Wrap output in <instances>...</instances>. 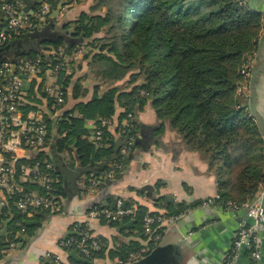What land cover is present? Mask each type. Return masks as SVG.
<instances>
[{
	"label": "trees",
	"instance_id": "1",
	"mask_svg": "<svg viewBox=\"0 0 264 264\" xmlns=\"http://www.w3.org/2000/svg\"><path fill=\"white\" fill-rule=\"evenodd\" d=\"M48 1L52 9L43 20L34 15L36 5L21 29L7 32L0 45V63L20 60L18 65L21 60H38L36 76L42 78L46 67L64 63L62 49L75 52L94 42L99 45L104 38L98 51L81 54L87 62L84 74L77 75L71 68L62 70L58 85L63 101L55 106L56 116H49L54 110L52 96L38 89L46 102L43 117L48 139L54 140L51 144L57 152L74 151L80 166L89 168L86 186L91 173L113 169L116 175L127 162L132 150L125 156L120 153L126 139L124 130L129 129L134 135V148L146 150L162 131L163 123L168 122L183 136L188 148L204 156L222 199L238 204L252 199L264 178V136L236 88L241 65L261 44V12L251 10L246 0H100L90 10L95 11L102 2V13L82 11L75 19L59 21L51 16L59 0ZM103 26L107 36L94 35ZM243 53L246 54L242 58ZM125 76V84H116ZM81 79L97 81L107 88L99 93V85L95 84L90 98L78 101L86 93ZM146 103L161 120L157 128L142 123L135 115ZM116 105L122 111L112 130L108 125L102 126L101 119H110ZM20 108L36 110L29 103ZM75 110L77 115L73 114ZM90 118L101 129L99 143L87 137L84 122ZM124 119L126 125L122 124ZM26 161L17 160L15 167ZM53 175L55 195L64 196L66 189L55 170ZM24 185L39 189L28 182ZM15 199V194L8 195L7 203L0 209V220L8 218L13 223L7 239H0V249L16 240L21 228L30 231V226L24 224L27 216L15 207ZM187 207L175 205L166 212L179 213ZM44 211L33 210L32 218ZM143 213L144 208L138 205L134 217L123 218L135 220L137 234L143 233ZM100 238L102 245L90 260L104 255L105 241ZM138 246L134 242L130 249L120 252V257L124 259ZM155 246L149 244L150 250Z\"/></svg>",
	"mask_w": 264,
	"mask_h": 264
},
{
	"label": "crops",
	"instance_id": "2",
	"mask_svg": "<svg viewBox=\"0 0 264 264\" xmlns=\"http://www.w3.org/2000/svg\"><path fill=\"white\" fill-rule=\"evenodd\" d=\"M20 1L24 6L25 0ZM43 1L46 0L41 2ZM246 2L258 10H264V0H246ZM39 4L35 3L34 7ZM92 4V0H59L58 5L53 9L59 8L54 16L59 21L75 19L80 12H89ZM3 26H5V16L0 10V28ZM81 48L76 50L79 51L78 55H73L74 52L66 53L67 50L62 49L65 53L64 63L49 66L47 74L50 76L45 82L58 84L62 70L68 71L70 68L77 75L84 74L87 70V62L81 57L84 52ZM261 49L262 46L258 47L255 54L257 55ZM124 81L123 78L116 84L121 82L120 85H123ZM254 81L258 93L257 109L264 116V69L258 73ZM80 82L86 88V93L79 96L78 101L90 98L95 84L99 85V93L107 88L91 79H81ZM22 83V104L29 103L36 107L34 110L36 113L44 114L47 109L46 102L40 98L38 92V89H43V79L36 75H22ZM249 94L248 90L245 96ZM28 110L30 109L25 112ZM121 111V107L116 105L115 113L106 124L107 127L114 130L118 125V115ZM73 114L77 115V111L75 110ZM135 115L147 125L157 128L161 124V120L157 118L148 103L141 110L135 111ZM94 123V118L84 122V127L88 129V138L95 126ZM52 142L54 140L50 139L43 152L47 154L48 160L57 172L59 183L66 189L64 196L55 195L60 202V210L39 212L34 218L32 215L27 216L25 220L31 221L32 224L27 225L30 226V231L24 233L29 238L18 240L17 234L21 232L19 230L16 240L10 241L14 245L9 247L6 253L0 252V264H45L46 262L48 264L49 255L52 254H58L64 264H74V259L68 254L69 251L62 249L58 241L72 233L74 224L85 221L84 214L93 205H113L117 199L125 204L141 205L144 212H166L175 205L188 206L187 211L178 221L169 225L161 240L148 252H154L152 259L154 263H223L224 254L237 225L236 213L218 204L204 207L194 204L206 197L219 195L218 183L213 171L209 170L204 156L188 148L183 136L168 122L163 123L162 131L156 135L154 143L148 149L134 148L120 172L112 178L98 181L93 191H88L85 182L89 168L80 166L74 151L57 152ZM105 161H109V158L105 157ZM122 223L126 225L122 226L118 221L111 223L102 218L89 221L87 228L90 232L104 238L105 241L104 255L94 258L93 264H115L118 259H123L120 257V252L130 249L134 242L139 245L136 249L145 245L146 237L143 233L137 234L134 219H123ZM12 226L13 223H10L8 218L0 220V239H7ZM260 242L264 262V237ZM136 261L128 264H135ZM232 264H249L247 252L242 251Z\"/></svg>",
	"mask_w": 264,
	"mask_h": 264
},
{
	"label": "built area",
	"instance_id": "3",
	"mask_svg": "<svg viewBox=\"0 0 264 264\" xmlns=\"http://www.w3.org/2000/svg\"><path fill=\"white\" fill-rule=\"evenodd\" d=\"M51 9V1H43L36 8L34 15L43 20ZM0 10L5 16V27L0 30L1 45L6 40L8 31L17 32L24 26L28 13L23 11V3L20 0H0ZM78 53L79 51H75L73 55H78ZM255 55L253 53L241 65V81L236 88V92L241 97H246ZM37 62L38 60L33 62L21 60L15 71L10 69V62L0 63V209L7 203V196L15 194L14 205L26 216L32 215L33 210L54 212L60 210V202L55 197L53 187L54 167L48 160L47 154L43 152V148L49 142L47 124L43 114L31 109L25 112L20 108L23 101L21 97L22 75H36ZM48 69L49 66L45 68L44 77L41 79H43L44 91L52 96L51 108L54 110L49 113V116L54 117L58 114V108L55 106L63 101V92L58 84L45 82L50 76L47 74ZM108 123L109 119H101L102 126ZM124 133L126 139L120 148L123 156L134 149V135L130 134L129 129L124 130ZM100 137L101 129L95 125L89 138L99 143ZM19 159L27 161L16 168L15 163ZM113 176V169L93 174L89 179L88 191H93L98 181ZM25 182L35 184L39 189L27 188L24 185ZM211 204H218L236 213L237 216V225L222 264H232L242 251L247 252L249 264H264L260 242V239L264 237V178L259 181L257 193L252 199L240 204L224 200L216 194L200 200L196 206L204 207ZM186 211L187 208L179 213L144 212L141 216V225L147 244L128 252L124 259H118L115 264H128L141 259L150 251L149 244L157 245L169 225L178 221ZM136 212V205L125 204L120 199H117L113 205H93L85 212V221L74 224L72 233L60 239L58 245L65 251L74 249L79 255L89 259L92 253L102 245L101 238L92 234L87 228L89 221L99 218L106 221H118L123 218H132ZM24 231V228H21L20 233ZM13 245V242H9L8 247L0 249V252L6 253ZM49 259L48 264H64L58 254L49 255Z\"/></svg>",
	"mask_w": 264,
	"mask_h": 264
},
{
	"label": "water",
	"instance_id": "4",
	"mask_svg": "<svg viewBox=\"0 0 264 264\" xmlns=\"http://www.w3.org/2000/svg\"><path fill=\"white\" fill-rule=\"evenodd\" d=\"M41 1L42 0H25V5L23 6V11L25 13H28V14L33 13V8H34L35 3H41ZM249 7L253 11H259L262 14H264L263 9L258 10L255 7H253L252 5H249ZM58 10H59V8H57L56 10H53L51 12V16H54ZM261 44L262 45L264 44V27H263V32H262V36H261ZM259 47L261 48V46H259ZM17 63H11L10 64V69L12 71L16 70ZM263 69H264V50L262 51V49H261V51H259V53H257V55L255 56V61H254V64L252 66L251 77H250L249 87H248L250 94L247 97H242V101L248 105L250 114L257 121L259 127L261 128L263 136H264V116L257 109L258 93L256 91V85H255V81H254V78L257 77L258 73ZM122 221H123V219L118 220V222L120 224H122V226H125L126 224L122 223ZM24 224L29 225L32 223H31V221L24 220ZM69 234H67L64 238H66ZM17 237H18V240H23V239L27 240L29 238L28 235H26V233H18ZM68 254L70 257H72L77 262L93 264V262L90 259L79 255L76 252V250H74V249L70 250ZM153 257H154V252L152 251V252L146 254L145 256H143L140 260L136 261L135 264H156L152 261ZM48 262L50 263L49 260H48Z\"/></svg>",
	"mask_w": 264,
	"mask_h": 264
},
{
	"label": "rangeland",
	"instance_id": "5",
	"mask_svg": "<svg viewBox=\"0 0 264 264\" xmlns=\"http://www.w3.org/2000/svg\"><path fill=\"white\" fill-rule=\"evenodd\" d=\"M100 0H92V3H93V5H96V4H98V2H99ZM102 2L99 4V6L95 9V11H92V10H90L89 11V13H92V12H94V13H96V11H98V12H103L104 10H105V8L102 6ZM262 29H263V27H262ZM103 30L105 31L106 30V26H103L102 28H101V30H100V33H96V34H94V35H96V36H100V37H106L107 35H105L104 33H103ZM263 32V31H262ZM261 32V33H262ZM101 42V44H103V43H105L104 42V38L103 39H101L100 40ZM101 44H99V45H101ZM99 45L96 43V42H94L92 45H88V46H83L82 48H81V50L82 51H98V48H99ZM93 47V48H92ZM105 49H103V51H104ZM253 53H256V51L255 52H252V54ZM246 53H243L242 54V58L244 57V55H245ZM248 57H249V55H248ZM126 77L127 76H125L124 77V79H126ZM241 81V77H240V79L238 80V82H237V85L239 84V82ZM125 82V81H124ZM123 83V82H122ZM120 84H121V82H120ZM119 84V85H120ZM249 90V89H248ZM247 97V96H246ZM248 111H249V108H248ZM249 113H250V111H249ZM252 116V115H251ZM253 119H254V117H253ZM124 121V123H123V125H126V119H124L123 120ZM254 121H256V120H254ZM257 193V191L255 192V194Z\"/></svg>",
	"mask_w": 264,
	"mask_h": 264
}]
</instances>
